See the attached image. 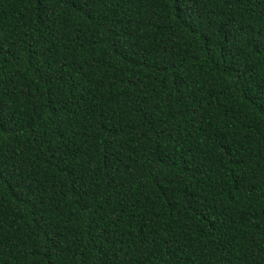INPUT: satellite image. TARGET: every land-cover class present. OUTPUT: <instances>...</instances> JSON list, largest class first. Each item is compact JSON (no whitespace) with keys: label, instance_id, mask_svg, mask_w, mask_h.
Masks as SVG:
<instances>
[{"label":"trees","instance_id":"16d2710c","mask_svg":"<svg viewBox=\"0 0 264 264\" xmlns=\"http://www.w3.org/2000/svg\"><path fill=\"white\" fill-rule=\"evenodd\" d=\"M0 264H264V0H0Z\"/></svg>","mask_w":264,"mask_h":264}]
</instances>
